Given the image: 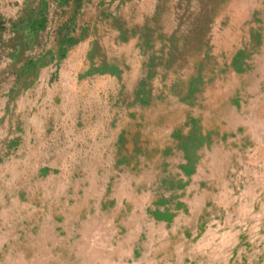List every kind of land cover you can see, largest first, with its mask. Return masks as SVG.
I'll return each instance as SVG.
<instances>
[{"label":"rangeland","instance_id":"rangeland-1","mask_svg":"<svg viewBox=\"0 0 264 264\" xmlns=\"http://www.w3.org/2000/svg\"><path fill=\"white\" fill-rule=\"evenodd\" d=\"M0 264H264V0H0Z\"/></svg>","mask_w":264,"mask_h":264}]
</instances>
